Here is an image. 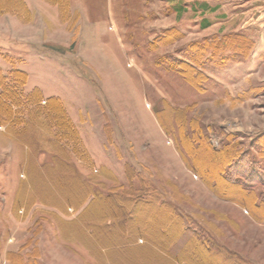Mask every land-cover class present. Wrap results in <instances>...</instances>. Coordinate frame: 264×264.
Here are the masks:
<instances>
[{"label":"rangeland","instance_id":"rangeland-1","mask_svg":"<svg viewBox=\"0 0 264 264\" xmlns=\"http://www.w3.org/2000/svg\"><path fill=\"white\" fill-rule=\"evenodd\" d=\"M263 6L0 0V264H264Z\"/></svg>","mask_w":264,"mask_h":264},{"label":"trees","instance_id":"trees-1","mask_svg":"<svg viewBox=\"0 0 264 264\" xmlns=\"http://www.w3.org/2000/svg\"><path fill=\"white\" fill-rule=\"evenodd\" d=\"M180 65H183V64H180ZM183 68L188 73H192V72L194 73V77H193L194 80H195V78H198L199 75H201V73H197V70L192 65L188 64V65H186V67H183ZM184 75L186 76V73H184ZM10 78H12L13 82H15L16 85L23 86L25 84V79L27 78V74L24 71H21V70L11 71L9 74H6L0 69V96H2V97L5 96L4 97L5 102L7 100L5 93L6 92L8 93L9 90L11 91V87L9 86ZM186 79L190 83H194L193 79L191 77H188V75H187ZM55 99H56L57 104L59 105L60 110L62 111V114L64 115V117H67L65 109H64L63 104H62V101L59 98H55ZM0 102H3V101H1V99H0ZM1 106L3 107V110L7 107L6 103H3V105H1ZM8 109L10 110L9 106H8ZM8 109H5L4 111L7 112ZM68 126L70 128L69 130H71V131H73V133L77 134L74 125L72 124V122L69 119H68ZM234 158L237 161L241 159V157H239V156L238 157H234ZM228 164H231V163H228ZM223 177H224V179H225V181L227 183L231 182L230 180H227L228 177L225 174L223 175ZM232 183L238 185L241 191L246 192L247 194H252V190H248V187L244 185L243 181H238L237 180V181L232 182ZM139 195H137V196L133 195L134 196V198H133V204L134 205L140 204V200L138 199V197L140 198L141 196H139ZM112 198H114V199H111V201H109V202H114V203L115 202H119L120 203V204L117 205L119 207H116L115 205H112V207L115 209L116 213L121 214L122 215L121 218H125L127 220V216H126V214L123 211L124 209H126V205H124L125 199L119 198L116 195H113ZM122 201H124V202H122ZM115 204H117V203H115ZM145 205H147V204H145ZM145 210H147V208ZM126 211H127V209H126ZM121 223H122V221H121ZM123 224L126 225V222L123 221ZM145 229L144 228L141 229V231L138 232V233L140 235L144 234Z\"/></svg>","mask_w":264,"mask_h":264},{"label":"crops","instance_id":"crops-1","mask_svg":"<svg viewBox=\"0 0 264 264\" xmlns=\"http://www.w3.org/2000/svg\"><path fill=\"white\" fill-rule=\"evenodd\" d=\"M264 7V6H263Z\"/></svg>","mask_w":264,"mask_h":264}]
</instances>
